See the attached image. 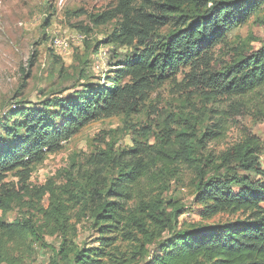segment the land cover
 <instances>
[{"label":"trees","instance_id":"16d2710c","mask_svg":"<svg viewBox=\"0 0 264 264\" xmlns=\"http://www.w3.org/2000/svg\"><path fill=\"white\" fill-rule=\"evenodd\" d=\"M263 2L162 0L154 4L156 14L143 7L136 17L119 7L93 16L95 26L122 16L103 42L130 49L115 85L46 101L38 110L14 105L18 113L13 115L24 120L0 124V211L6 214L13 205L24 204L30 213L13 223L0 217V264H25L35 257L36 246L47 247L45 237L61 240L46 264H264V145L247 135L219 155L208 151L209 144L226 135L228 122L221 117L199 135L204 122L183 115L179 128L167 125L154 145L133 138L132 147L111 146L90 155L88 169L78 172L80 179L69 176L63 187L52 181L27 185L32 167L79 129L102 117H129L149 91L186 68L230 98L264 90V47L240 54L217 79H209L214 47ZM168 25L169 35L161 37L159 30ZM126 78L130 82L120 85ZM209 113L213 121V109ZM184 168L195 174L193 186L205 220L220 214L241 218L210 226L181 222L183 208L163 195L165 181ZM14 171L23 179L18 191L5 182ZM85 218L97 233L92 240L96 246L79 248L78 225Z\"/></svg>","mask_w":264,"mask_h":264},{"label":"rangeland","instance_id":"374dc122","mask_svg":"<svg viewBox=\"0 0 264 264\" xmlns=\"http://www.w3.org/2000/svg\"><path fill=\"white\" fill-rule=\"evenodd\" d=\"M161 3L162 0H0V124L14 118L24 120L21 115H13L18 113L12 109L14 105L18 106L17 110H38L44 102L74 92L113 87L119 65L129 60L130 49L103 42L118 27L122 16L118 15L102 26H95L92 17L111 13L119 7L127 8L136 17V12L143 7L148 13L156 14L154 4ZM171 29V25L161 28L160 36H168ZM79 35L85 39L75 40ZM55 36H65L73 41L69 53H61L52 46ZM226 37L227 40L211 52L209 70L213 75L209 79H217L240 54L250 55L264 47V2L257 12L230 30ZM129 82L126 78L119 83ZM209 82L201 73L193 78L191 70L186 68L175 80L149 91L139 103L138 111L129 117L116 115L89 122L71 139L62 142L57 152L32 167L27 185L42 187L52 181L57 187H63L69 176L80 179L78 172L88 169L86 162L90 155L111 146L115 150L132 147L133 138L154 145L163 128L171 125L176 130L182 123L181 117L188 114L198 123L204 122L199 125V135L220 117L223 122H228L224 139L208 146V151L216 155L247 135L260 138L264 145V116L260 113L264 109V90L234 99L223 95L220 89L218 92L212 89ZM212 109L217 115L212 113L213 121H210L208 117ZM260 162L264 169V153ZM194 181L195 174L184 168L177 178H169L164 184L166 201L178 202L183 208L181 222L210 226L241 218L240 215L220 214L205 220L201 216L203 207L196 199ZM5 182L17 191L23 185L18 171L8 173ZM48 204L47 200L43 203L45 207ZM28 214L24 204L13 205L6 214L0 211V217L8 223ZM96 237L88 218L82 219L76 239L79 248L96 246L93 242ZM60 242L59 237H45L47 247L40 250L36 246L35 257L25 264H46Z\"/></svg>","mask_w":264,"mask_h":264},{"label":"built area","instance_id":"2783aa9c","mask_svg":"<svg viewBox=\"0 0 264 264\" xmlns=\"http://www.w3.org/2000/svg\"><path fill=\"white\" fill-rule=\"evenodd\" d=\"M75 40H78V41H82L84 40V36L82 35H79L77 37L74 38ZM72 40H70L69 38L65 37V36H55L53 38V41H52V46L60 51L61 53H69L70 50H71V45H72Z\"/></svg>","mask_w":264,"mask_h":264}]
</instances>
